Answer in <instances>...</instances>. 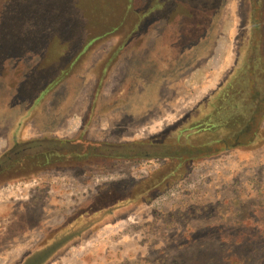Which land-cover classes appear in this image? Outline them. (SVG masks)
<instances>
[{
    "label": "rangeland",
    "instance_id": "obj_1",
    "mask_svg": "<svg viewBox=\"0 0 264 264\" xmlns=\"http://www.w3.org/2000/svg\"><path fill=\"white\" fill-rule=\"evenodd\" d=\"M256 50L264 0H0V264H264Z\"/></svg>",
    "mask_w": 264,
    "mask_h": 264
},
{
    "label": "trees",
    "instance_id": "obj_2",
    "mask_svg": "<svg viewBox=\"0 0 264 264\" xmlns=\"http://www.w3.org/2000/svg\"><path fill=\"white\" fill-rule=\"evenodd\" d=\"M58 81H55L54 83H52V84H56ZM49 86H51V85H49ZM48 86V87H49ZM42 94V93H41ZM88 154H86V153H82L81 155L79 154L78 156H87ZM55 156V158L56 157H60L61 156V153H59V152H57V150L56 149H54V150H51V151H48V152H40V153H38V154H35L33 157L35 158L34 160H36V163H40V162H44V161H46V162H48V160H46V157H48V158H52V157H54ZM29 157V156H28ZM30 158V157H29ZM45 159V160H44ZM35 162V161H34ZM17 163V161H14L12 164H10V166H9V168H11L13 165H15ZM43 164H45V163H43ZM1 172V171H0Z\"/></svg>",
    "mask_w": 264,
    "mask_h": 264
},
{
    "label": "flooded vegetation",
    "instance_id": "obj_3",
    "mask_svg": "<svg viewBox=\"0 0 264 264\" xmlns=\"http://www.w3.org/2000/svg\"><path fill=\"white\" fill-rule=\"evenodd\" d=\"M259 45L260 44H259L258 40H256L255 45H254L255 48L258 47L257 49H260ZM255 52H256V57L254 59V67H255V69L257 71L261 67V62L264 61V56H262L261 53L258 52V50H256ZM247 68H249V67L247 66ZM248 86H249L250 89L252 88L251 85H250V82H249ZM255 94H256V92H253V97L256 100V97L254 96ZM259 104H261V101L260 102L258 101L255 105H259Z\"/></svg>",
    "mask_w": 264,
    "mask_h": 264
}]
</instances>
